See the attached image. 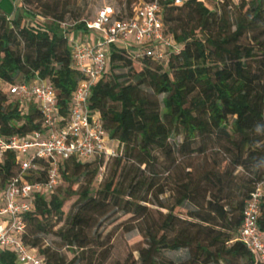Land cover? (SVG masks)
Returning a JSON list of instances; mask_svg holds the SVG:
<instances>
[{
    "label": "trees",
    "instance_id": "obj_1",
    "mask_svg": "<svg viewBox=\"0 0 264 264\" xmlns=\"http://www.w3.org/2000/svg\"><path fill=\"white\" fill-rule=\"evenodd\" d=\"M133 2L128 0V15ZM160 3L165 8L164 33L179 51L162 62L149 57L135 60L122 46L111 45L107 70L89 98L90 112L100 115L110 138L118 143V156L110 159L131 162L141 174L130 180L122 173L96 186L103 158L62 161V184L57 190L67 183L66 194L56 190L37 195L25 216L24 242L37 249L47 264H107L110 236L102 240V230L113 224L116 230H138L142 236L134 264H255L239 233L247 203L256 185L264 182V0ZM21 10L16 18L0 12L3 137L45 129L38 104L14 98L11 85L52 84L60 114L67 118L84 78L74 67L69 37L64 34L66 14L48 0H22ZM75 29L88 31L86 22ZM173 136L183 138L177 150L181 157L199 155L207 160L202 168L180 173L182 162L173 159ZM156 152L172 158L168 171L174 177L175 202L169 207L158 203L165 214L145 205L157 187L156 173L145 177L157 162ZM39 171L25 179L45 180V166ZM18 174L17 156L4 153L0 188ZM187 204L195 209L189 211ZM181 210L186 218L178 214ZM119 213L127 219L115 218ZM259 226L264 233V199ZM52 234L60 244L45 246V237ZM184 250L183 260L166 256ZM0 259L15 264L9 254L1 253Z\"/></svg>",
    "mask_w": 264,
    "mask_h": 264
},
{
    "label": "built area",
    "instance_id": "obj_2",
    "mask_svg": "<svg viewBox=\"0 0 264 264\" xmlns=\"http://www.w3.org/2000/svg\"><path fill=\"white\" fill-rule=\"evenodd\" d=\"M170 1L181 6L187 0ZM215 1L237 4L240 0ZM164 15L160 0L139 1L128 16L113 6H105L93 22L86 24L95 40L79 39L71 46L74 67L84 78L74 92L67 118L60 114L52 84L21 83L8 88L23 103L38 104L45 126L43 131L22 136H0V162L4 153L13 152L19 165V174L0 188V250L12 253L18 264H47L37 249L24 242L25 216L32 211L37 195H50L62 184L60 163L69 159L85 163L118 156V143L110 138L100 115L90 112L91 90L107 70L113 44L122 46L135 60L149 57L162 62L169 53L179 51L174 39L164 33ZM64 34L68 35L66 29ZM41 166L47 169L45 180L25 179L30 172L40 173ZM263 199L264 182H261L247 203L239 233V241L254 255L255 264H264V233L259 226Z\"/></svg>",
    "mask_w": 264,
    "mask_h": 264
},
{
    "label": "rangeland",
    "instance_id": "obj_3",
    "mask_svg": "<svg viewBox=\"0 0 264 264\" xmlns=\"http://www.w3.org/2000/svg\"><path fill=\"white\" fill-rule=\"evenodd\" d=\"M49 4H56L61 11H63L66 14L65 22H66V31L69 37V45L72 46L73 42L75 40H84L87 41V36H85L84 33H90L93 37L94 33H91L89 30L86 32H78L75 27L76 24L81 22L90 23L93 22L97 16V13L105 6H113L117 11H120L123 16H127L129 14L128 9V0H48ZM134 3H138L141 0H132ZM145 1V0H142ZM22 2V0H20ZM18 3L16 7V12L13 15V18H16L17 16H20L23 14V11L21 10V4ZM132 4V7H133ZM127 8V9H126ZM33 11L36 13H40V10L36 8V6L32 7ZM131 9V8H130ZM27 17V16H26ZM27 20V19H25ZM4 93H7V88L3 87ZM149 92H151L149 90ZM161 96L159 100H162ZM183 142L182 136H173L170 143L174 149V158L177 160V163H181V170L180 173H183V175H186L190 173V171L193 169L202 168L205 162L207 161L203 156L194 155L190 159H184L178 154V147ZM156 155L158 157L157 162L151 167V170L146 171L145 177L151 176L153 171L158 176L156 178L157 187L155 190H153L149 196L148 201L149 203H146L145 205L154 212H162L167 213L166 209H162L158 203H163L162 205H165L166 207L171 206L175 202V196L172 192L173 190V182L174 177L172 174L168 171L171 164H172V158L164 157L163 155H160L159 152H156ZM209 159H211L209 157ZM210 161V160H209ZM103 166L101 168L100 174L98 176V179L96 180L95 184L96 186H99L102 183H105V181L109 180L113 176H117V178L123 173L124 176L128 175L130 180L137 174L140 175V171L137 172L136 166H131V162L123 161L121 164H118L116 160L113 159H102ZM207 166L210 168V162H207ZM189 167V168H188ZM142 171V170H141ZM241 171V170H239ZM238 174V172L236 173ZM144 177V176H143ZM80 182H83V178H81ZM68 189V184L63 183V185L56 191V193H61L62 195H65ZM165 190L164 194L159 195V193ZM158 196V197H157ZM71 202L67 204L66 212L69 209V206L71 205ZM186 208L189 211H193L195 207L191 204H187ZM178 214L186 218V212L181 210L178 212ZM154 215L158 216L157 213H154ZM120 217L122 222L127 219L126 216H122V213H119L115 216ZM108 224V223H107ZM116 224L113 225H106L104 229L102 230V240H106L107 236H110V250H111V258L107 264H134L138 262V252L137 249L140 245L143 243V238L139 234L138 230H134L132 232H126L123 229L116 230ZM45 246H54L56 247V244H60L59 238L55 235H48L45 237ZM63 252H66V249L62 250ZM69 259L73 258V255L71 253L66 252ZM168 258L173 259L175 261L183 260L187 256V252L181 251L179 253H167L166 255Z\"/></svg>",
    "mask_w": 264,
    "mask_h": 264
},
{
    "label": "crops",
    "instance_id": "obj_4",
    "mask_svg": "<svg viewBox=\"0 0 264 264\" xmlns=\"http://www.w3.org/2000/svg\"><path fill=\"white\" fill-rule=\"evenodd\" d=\"M19 2H20V0H0V12L9 16L10 18H13V15L16 12V7H17ZM20 4H21V2H20ZM87 40L94 41L95 35H93V37H92L91 34H89V36L87 37ZM1 253H6L9 255H12V257H14L15 264H18L15 256L12 253L0 250V254ZM0 264H6V263L0 259Z\"/></svg>",
    "mask_w": 264,
    "mask_h": 264
}]
</instances>
